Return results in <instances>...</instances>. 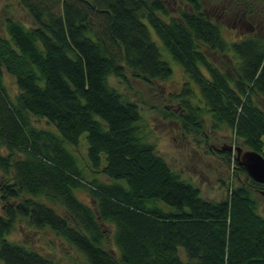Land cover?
<instances>
[{
  "label": "trees",
  "instance_id": "1",
  "mask_svg": "<svg viewBox=\"0 0 264 264\" xmlns=\"http://www.w3.org/2000/svg\"><path fill=\"white\" fill-rule=\"evenodd\" d=\"M186 1L191 9L170 15L164 0H21L35 25L7 19L9 36L0 35V169L8 177L0 185L2 264H65L8 237L20 217L66 239L82 258L74 264H264V216L254 193L264 183L236 158L246 180L228 183L222 199L203 197L141 137L138 102L110 81L128 70L149 83L172 76L153 28L186 74L175 95L184 128L202 130L208 112L214 128L228 127L264 154V36L229 41L201 0ZM193 84L203 105L192 103ZM84 133L91 180L68 146ZM220 151L230 163L231 150ZM103 223L114 226L115 249L104 244Z\"/></svg>",
  "mask_w": 264,
  "mask_h": 264
},
{
  "label": "rangeland",
  "instance_id": "2",
  "mask_svg": "<svg viewBox=\"0 0 264 264\" xmlns=\"http://www.w3.org/2000/svg\"><path fill=\"white\" fill-rule=\"evenodd\" d=\"M168 6L170 15H179L181 10L191 9L186 0H164ZM202 8L208 18L218 22L223 36L229 41L238 40L250 35L264 36V0H201ZM21 0H0V35L9 36L6 27L8 18L22 21L25 25H35L34 19L28 9L23 6ZM151 28L153 39L157 42L160 52L173 68V74L166 80H154L149 83L136 77L128 70L127 78L120 79L115 75L110 76L111 84L117 87L126 97L135 100L139 104L141 120L137 122L140 128L139 134L145 140L154 144L169 165L180 173L186 181L200 188L203 197L219 200L227 194L228 183L246 180L245 174L238 170L236 158L239 159L238 148L242 151L248 149L242 139L236 137L228 127L213 125L208 112H203L202 130L190 127L186 130L179 114L181 109L178 97L185 81L186 74L181 64L175 60L171 53L164 47L161 39ZM212 60L222 64L224 56L219 52H210ZM4 80L11 95L18 92V86L14 77L4 71ZM196 95L192 103L203 105L200 101L198 86L193 84ZM264 108V99H258ZM35 124L40 127L54 129L45 118L34 117ZM77 146H70L76 154L82 167H87V139L84 133ZM232 160L226 163L221 149L230 148ZM87 179H92L93 173L85 168ZM102 180H108L104 174L98 175ZM7 175L0 169V185L7 179ZM255 187L254 193L259 201V212L264 216V195ZM78 197L93 205L90 195L85 189H77ZM3 202L0 193V212L4 213ZM61 211V205L57 206ZM106 234L105 243L109 249H115L113 241L114 226L109 223L102 225ZM8 237L15 241H26L41 253H47L59 258L65 264H74L82 260L80 253L71 244L59 236L49 227L37 228L29 224L25 218H18L14 229ZM184 256V255H183ZM0 264H2L0 262Z\"/></svg>",
  "mask_w": 264,
  "mask_h": 264
},
{
  "label": "water",
  "instance_id": "3",
  "mask_svg": "<svg viewBox=\"0 0 264 264\" xmlns=\"http://www.w3.org/2000/svg\"><path fill=\"white\" fill-rule=\"evenodd\" d=\"M232 147L233 146H231L229 149H231ZM237 153L239 155V164L245 167L248 174L254 180L260 183H264V154L250 148L242 151L240 147L238 148ZM260 192L264 195V189H261ZM116 264H127V262L120 261Z\"/></svg>",
  "mask_w": 264,
  "mask_h": 264
}]
</instances>
